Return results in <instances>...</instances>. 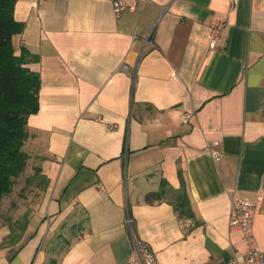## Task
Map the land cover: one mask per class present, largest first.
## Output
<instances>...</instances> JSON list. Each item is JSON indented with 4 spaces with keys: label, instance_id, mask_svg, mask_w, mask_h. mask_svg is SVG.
<instances>
[{
    "label": "crops",
    "instance_id": "0c3cea01",
    "mask_svg": "<svg viewBox=\"0 0 264 264\" xmlns=\"http://www.w3.org/2000/svg\"><path fill=\"white\" fill-rule=\"evenodd\" d=\"M123 2L14 4L13 49L40 79L23 150L47 181L0 264H128L133 238L153 264H221L242 247L233 195L264 250V0Z\"/></svg>",
    "mask_w": 264,
    "mask_h": 264
},
{
    "label": "trees",
    "instance_id": "16d2710c",
    "mask_svg": "<svg viewBox=\"0 0 264 264\" xmlns=\"http://www.w3.org/2000/svg\"><path fill=\"white\" fill-rule=\"evenodd\" d=\"M16 0H0V200L24 171L28 154L23 144L28 137L27 117L38 110L39 75L26 65L27 50L16 53L12 46L13 35L22 31V24L13 17ZM35 169L37 184L44 189L46 178ZM164 184V180L161 184ZM162 190L146 195V200L159 198ZM174 208L181 218H192L189 201L183 187Z\"/></svg>",
    "mask_w": 264,
    "mask_h": 264
},
{
    "label": "built area",
    "instance_id": "2783aa9c",
    "mask_svg": "<svg viewBox=\"0 0 264 264\" xmlns=\"http://www.w3.org/2000/svg\"><path fill=\"white\" fill-rule=\"evenodd\" d=\"M110 2L114 15L119 16L125 8L123 0H107ZM225 26L223 19L214 20L209 25L210 42L213 44L220 40V35ZM190 114L182 115V122H187ZM217 142L208 143L209 147L216 146ZM215 160L220 158L219 153L213 152ZM264 190L256 195V201H260ZM255 213L254 201L241 196L233 195L230 201L228 227L230 231L240 234L242 247L232 250L229 258L221 264H264V250L257 243L252 229V220ZM129 222V220H127ZM133 249L128 264H153L154 256L148 246L136 239H132Z\"/></svg>",
    "mask_w": 264,
    "mask_h": 264
},
{
    "label": "rangeland",
    "instance_id": "374dc122",
    "mask_svg": "<svg viewBox=\"0 0 264 264\" xmlns=\"http://www.w3.org/2000/svg\"><path fill=\"white\" fill-rule=\"evenodd\" d=\"M35 174L34 160L27 159L24 171L16 179L12 191L0 200V244H13L21 239L28 218L37 207L41 186L34 177L26 182L28 177Z\"/></svg>",
    "mask_w": 264,
    "mask_h": 264
}]
</instances>
